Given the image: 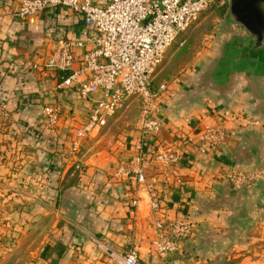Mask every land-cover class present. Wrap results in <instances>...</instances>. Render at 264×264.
<instances>
[{
  "label": "crops",
  "instance_id": "obj_1",
  "mask_svg": "<svg viewBox=\"0 0 264 264\" xmlns=\"http://www.w3.org/2000/svg\"><path fill=\"white\" fill-rule=\"evenodd\" d=\"M20 2L0 0V231L12 234L0 264H15L16 243L25 247L27 264H105L100 244L120 253L134 250L145 264H164L153 247L152 200L164 221L187 219L193 225L192 236L179 242L174 264L193 258L264 264V59L245 64L229 57L246 29L223 16L219 31L226 45L210 46L175 80L153 83L155 89L168 86L159 100L162 128L150 138L147 183L141 186L133 177L114 176L137 153L138 118L120 133L107 129L111 118L81 138L77 154L71 152L91 104L74 89L59 88L66 73L43 65L61 39H90L81 17L57 8L17 20ZM48 105L61 110L54 128L44 116ZM246 118L260 125L247 126ZM208 124L224 126L229 136L205 155L189 139ZM172 142L182 156L179 164L156 162L155 151ZM233 169L257 172L255 185L234 188L226 178Z\"/></svg>",
  "mask_w": 264,
  "mask_h": 264
},
{
  "label": "built area",
  "instance_id": "obj_2",
  "mask_svg": "<svg viewBox=\"0 0 264 264\" xmlns=\"http://www.w3.org/2000/svg\"><path fill=\"white\" fill-rule=\"evenodd\" d=\"M230 0H21L14 13L17 20H26L40 12L67 8L81 17L90 39H61L56 54L44 67L66 73L59 88L75 90L90 102L86 123L78 130L71 152L77 154L81 138L100 131L133 98L138 100L136 155L132 164L119 166L117 178L133 177L144 186L147 174L144 162L149 152L150 138L159 134L162 123L157 117L159 100L167 84L153 87L152 75L163 61L168 48L200 17L211 9L227 6ZM37 68L38 66H34ZM6 105L2 107L5 114ZM47 124L54 128L61 119L58 106H45ZM247 126L260 125L257 119L246 118ZM229 131L222 125L208 124L203 132L189 139L198 153L210 155L223 146ZM154 160L164 166L182 160L174 142L155 151ZM82 171L83 165L76 164ZM255 172L233 169L226 178L236 189L251 186L257 180ZM138 201L134 200L133 205ZM155 217L156 238L153 247L164 264H174L179 242L188 240L193 225L187 219L164 221L159 216L160 205L151 201ZM105 264H145L137 252L120 253L100 244ZM188 264H206L193 258Z\"/></svg>",
  "mask_w": 264,
  "mask_h": 264
},
{
  "label": "rangeland",
  "instance_id": "obj_3",
  "mask_svg": "<svg viewBox=\"0 0 264 264\" xmlns=\"http://www.w3.org/2000/svg\"><path fill=\"white\" fill-rule=\"evenodd\" d=\"M227 12L228 6L203 12L198 20L168 48L163 61L152 75V82H171L175 80L186 69L190 68L205 50H209L211 48L210 46L216 44L218 48L219 39L221 41L219 26L222 25L221 20L226 16ZM138 112V100L133 98L124 108L117 112L114 120H112L107 129L110 128L115 133L122 132L123 129H127L133 125L135 119L138 118ZM249 172L255 171L252 170ZM255 173L258 176V173ZM3 229V231H0V237H2L0 243V251H2L0 252V259L7 254L8 246H5V244L12 242L8 239L9 236L12 237V234L9 235L7 228ZM15 245V248L11 245L12 251L16 250L15 256L17 259L15 264H27L25 259L29 257L25 254V247L22 245L17 246L18 243ZM2 264H7L6 260Z\"/></svg>",
  "mask_w": 264,
  "mask_h": 264
},
{
  "label": "water",
  "instance_id": "obj_4",
  "mask_svg": "<svg viewBox=\"0 0 264 264\" xmlns=\"http://www.w3.org/2000/svg\"><path fill=\"white\" fill-rule=\"evenodd\" d=\"M227 6L225 20L240 24L247 32L244 40L235 41L237 45L230 54L228 51L229 57L245 64L254 58L264 59V0H230ZM229 31L224 30L226 35ZM226 40L222 39L219 45H226Z\"/></svg>",
  "mask_w": 264,
  "mask_h": 264
}]
</instances>
